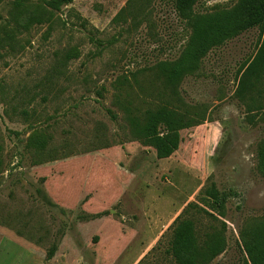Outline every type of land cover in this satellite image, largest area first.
I'll list each match as a JSON object with an SVG mask.
<instances>
[{"label":"rangeland","instance_id":"obj_1","mask_svg":"<svg viewBox=\"0 0 264 264\" xmlns=\"http://www.w3.org/2000/svg\"><path fill=\"white\" fill-rule=\"evenodd\" d=\"M49 1L0 0V264H176L172 232L192 203L182 219L195 250L217 231L225 248L209 264L248 263L264 228V91L245 102L236 93L264 28L211 48L174 96L151 72L190 36L174 0H73L58 11ZM237 1L196 0L193 11ZM157 104L198 124L161 160L125 114ZM211 185L222 211L203 203Z\"/></svg>","mask_w":264,"mask_h":264},{"label":"trees","instance_id":"obj_2","mask_svg":"<svg viewBox=\"0 0 264 264\" xmlns=\"http://www.w3.org/2000/svg\"><path fill=\"white\" fill-rule=\"evenodd\" d=\"M72 1L50 0L47 6L52 11H58L61 6H67ZM174 1L179 16L186 20L190 36L177 60L160 62L151 69V72L161 87L168 89L175 96L179 83L184 77L198 70L200 59L211 48L244 30L257 26L264 28V0H238L230 10L216 8L215 13L205 14L193 11L196 0ZM121 13L122 11L118 15ZM125 81L126 79H123V82ZM259 89L264 91V41L255 57L244 67L236 94L245 102L248 97L253 100V93L261 98ZM170 107L166 104H157L144 112L134 107L125 108L126 121L132 136L152 147L160 160L171 157L178 150L181 142L180 131L198 125L187 115L175 112ZM258 108L263 109L261 105ZM257 161L258 172L264 177V144L260 146ZM202 196L206 208L217 207L222 211L226 197L219 194L214 185L206 188ZM189 208H197V206L193 203L189 204L183 214L177 218L168 253L176 264H209L225 248L224 239L217 231L207 235L205 242L196 248L203 251L202 254L197 255L192 224L182 219ZM202 211L215 219L206 210ZM218 213L223 216L221 212ZM255 232L257 234L254 244L246 248V255L249 258L246 264H264V228Z\"/></svg>","mask_w":264,"mask_h":264}]
</instances>
